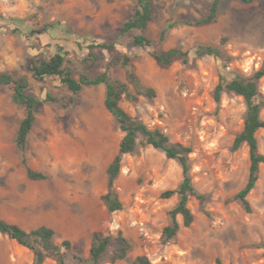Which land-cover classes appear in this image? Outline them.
Returning a JSON list of instances; mask_svg holds the SVG:
<instances>
[{
	"label": "rangeland",
	"instance_id": "rangeland-1",
	"mask_svg": "<svg viewBox=\"0 0 264 264\" xmlns=\"http://www.w3.org/2000/svg\"><path fill=\"white\" fill-rule=\"evenodd\" d=\"M210 1L151 0L153 18L144 34L153 44L139 47L130 43L139 31L120 32L136 0H0V72L26 79L27 91L40 99L74 96L67 106L51 101L37 106L25 155L28 165L46 178L31 180L14 143L25 110L0 84V218L26 230L47 225L55 231V243L69 240L71 254L84 257L94 231L116 235L120 230L131 244L124 264L137 255H146L151 264H264V163L247 194V212L233 196L247 181L248 147L232 148L245 104L229 91L222 92L219 102L213 97L221 76L227 80L233 73L248 75L264 67V0H221L214 22L194 24L208 13ZM110 42L113 50L92 48L98 56L92 66L83 61L91 45ZM196 45H211L218 56H197L192 51ZM173 47L189 51L187 62L178 58L163 65L152 58L153 52ZM58 49L68 53L64 66L76 78L80 71H106L127 83V67L114 55H128L134 73L155 96L123 97L119 105L149 128H159L171 143L191 149L189 174L202 197L189 196L193 222L184 226L178 216L174 238L164 242L162 229L178 195L165 198L161 193L178 187L180 164L138 144L123 155L111 187L122 209L108 211L101 199L109 189L106 167L123 132L104 107V84L85 85L73 94L57 77H32L29 61L48 58ZM128 86L135 94L134 86ZM260 91L264 96V77ZM260 114L264 119V108ZM256 137L264 155V129ZM32 261L30 249L0 234V264ZM43 264L57 262L46 258Z\"/></svg>",
	"mask_w": 264,
	"mask_h": 264
},
{
	"label": "trees",
	"instance_id": "trees-1",
	"mask_svg": "<svg viewBox=\"0 0 264 264\" xmlns=\"http://www.w3.org/2000/svg\"><path fill=\"white\" fill-rule=\"evenodd\" d=\"M243 3H249L253 0H238ZM221 0H211L208 13L195 20L194 24H208L216 20ZM153 18L151 0H136L133 14L123 22L121 34L137 30L140 33L135 34L130 43L133 46L147 47L153 44V40L144 33L149 22ZM48 30L47 26L38 32ZM113 50L114 43H98L91 45L89 53L83 58L84 62L89 61L93 65L98 56L92 48ZM192 51L197 56L205 54L218 56V50L211 45H196ZM189 51H182L180 48L173 47L164 51L153 52L152 58L159 64L168 65L174 60L180 58L187 62ZM68 54L62 49L50 55L48 58L30 60L28 69L36 80H43L48 76L57 77L73 94L78 93L83 86L104 84L105 97L103 104L105 109L116 119L123 135L119 141L118 149L112 160L106 167L108 176V187L106 193L101 196L108 211L122 209V203L112 185L119 174L121 160L124 154L132 153L136 150L138 144L150 145L155 149L162 151L167 158L175 159L182 169V180L177 188L167 189L161 193L162 197L168 198L173 194L178 195L177 203L169 210V222L162 229V238L166 242L174 238L179 230L180 223L178 216L182 218V224L189 226L193 222V214L187 205L190 195L202 197L198 194L191 182L189 174L190 164L188 154L191 149L181 143L173 144L168 136L159 128H149L142 120L131 116L120 105L119 101L126 97L130 100H136L137 95L154 97L155 91L151 87L144 86L133 71V66L128 55L115 54L114 58L120 61L126 69V78L128 83L134 86L136 93L133 94L127 82L109 77L108 72L103 71L94 75L80 71L77 78L73 72L64 66L65 56ZM264 77V67H261L251 74L233 73L229 79L220 77L216 84L213 97L216 102L220 101L223 91L233 92L243 98L245 111L243 117L242 129L236 134L232 142V148L237 149L245 143L249 154V171L247 181L233 198L240 202L245 211L250 212L251 207L247 199V194L255 186L259 176V167L264 163V155L258 151V141L256 132L258 129H264V119L261 117V109L264 108V96L260 91V79ZM0 84L5 85L11 91V99L14 103L22 106L25 110L23 118L19 121L14 135V143L20 152V162L24 166L26 176L31 180L45 179L46 175L42 171L31 168L27 163L25 150L28 136L35 121V111L37 106L44 101L60 103L67 106L74 101V96L54 97L47 95L43 99L27 91L28 82L24 78L17 77L8 72H0ZM0 234L8 236L18 244L30 249L33 253V261L30 264H43L46 258L54 259L57 264H124L127 259L131 244L128 239L119 230L116 235L105 234L102 231H94L91 236V243L87 257L71 254V243L69 240H63L60 244L54 242L55 231L47 225H39L29 230L24 229L19 224L0 218ZM129 264H151L146 255H137Z\"/></svg>",
	"mask_w": 264,
	"mask_h": 264
}]
</instances>
